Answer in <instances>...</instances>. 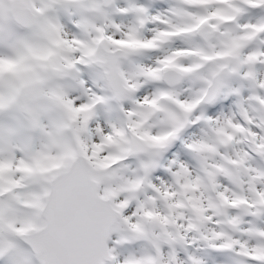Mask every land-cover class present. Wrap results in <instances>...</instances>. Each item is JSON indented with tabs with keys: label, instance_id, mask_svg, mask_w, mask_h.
<instances>
[{
	"label": "clouds",
	"instance_id": "9594fccd",
	"mask_svg": "<svg viewBox=\"0 0 264 264\" xmlns=\"http://www.w3.org/2000/svg\"><path fill=\"white\" fill-rule=\"evenodd\" d=\"M137 2L151 10L143 25L137 13L116 12L128 0H0V12L22 18L17 31L32 44L22 62L0 63V129L11 125L22 133L2 146L3 155L14 151L48 172L62 166L59 157L66 144L87 156L92 171L102 177L101 193H111L108 203L124 204L122 213L144 223L160 241L158 253L142 241L114 244V264L142 259L149 251L158 264H189V254L215 264L210 244L233 245L227 264H249L247 253L264 260V237L248 234L249 224L264 228V217L249 221L240 202L251 200L257 209L264 208L244 179L243 145L218 131L223 116L237 122L243 117L232 100L208 103L200 79L206 66L234 62L245 43L232 21L238 0H212L206 6L187 0ZM211 11L218 15L199 25L193 14ZM113 21L120 28L114 29ZM194 25L216 37L200 55L184 43L190 34L185 30ZM130 28L136 32L129 34ZM176 49L183 55H176ZM0 54L10 53L0 47ZM204 55L213 59L206 61ZM161 57L168 63H158ZM259 75L264 78V68ZM244 103L250 112L264 107L249 104L246 97ZM69 106L82 111L70 112ZM208 115L220 123L204 119ZM55 126H61L59 134ZM225 131L242 135L226 126ZM40 151L46 155L32 162ZM141 163L154 166L145 174ZM256 183L264 191V184ZM230 213L244 217L242 225L230 224ZM117 238L114 234L112 240ZM239 241L247 247L237 249Z\"/></svg>",
	"mask_w": 264,
	"mask_h": 264
},
{
	"label": "snow or ice",
	"instance_id": "6c2138e0",
	"mask_svg": "<svg viewBox=\"0 0 264 264\" xmlns=\"http://www.w3.org/2000/svg\"><path fill=\"white\" fill-rule=\"evenodd\" d=\"M187 2L206 6L212 0ZM232 7L236 13L232 21L238 25L237 35L245 43L234 62L206 66L200 79L204 84L202 91L207 93L208 103L219 106L223 98V104L227 105L232 100L240 110L243 121L237 122L230 115H225L224 126L218 131L226 135L229 141L240 140L246 154L242 161L247 172L244 179L248 182L249 192L258 196L261 204H264V191L256 183L260 181L264 184V107L250 112L244 103L246 97L249 104L256 102L264 106V78L259 75V69L264 68V14L255 15L254 19H243L245 16L264 13V0H238ZM129 11L139 14L137 19L141 25L145 23L143 16L151 14L148 5L137 0H128L127 7L116 9L121 15ZM193 15L199 25H203L218 13L211 11ZM152 16L154 20L160 19L156 14ZM21 19L19 15L5 16L0 12V47L8 49L10 53L0 54V63H20L24 60V51L32 48L31 42L24 40L17 31L16 25ZM112 27L118 29L120 25L113 21ZM96 31L104 30L97 28ZM185 31L190 34L184 37V43L189 51L197 55L206 50L205 45L213 46L216 39L211 32H201L196 25ZM135 32V28L129 29V34ZM113 43L122 44L123 41ZM175 54L183 55V52L176 49ZM216 55L225 54L216 52ZM203 59L211 61L213 57L204 55ZM158 63L166 64L168 59L161 57ZM69 111L80 112L82 109L69 106ZM204 119H215L220 123V118L211 115ZM225 126L242 135L235 137L227 133ZM55 131L59 134L61 126H55ZM21 135V131L11 125L0 129V264H114V244L140 241L149 243L152 250L160 252V241L154 232H148L146 225L139 220L124 215V204L108 203L111 193L108 190L101 193L99 184L102 177L92 171L89 158L77 153L71 144L64 145L59 157L63 164L52 172L34 168L23 155L16 157L14 151L5 157L2 146L15 142ZM26 142L30 144L31 139L28 138ZM43 147L46 148L47 145ZM44 155L46 153L43 151L37 152L31 156V161L36 162ZM152 166L154 165L151 163H141L145 174ZM240 202L247 208L246 216L249 221L253 217H264V208L257 209L251 200ZM145 216H151V213H145ZM243 221L244 217L231 215L229 223L235 227L242 225ZM252 233L264 237V228L249 224L248 234ZM114 234L118 237L115 241L112 240ZM235 247L240 249L247 245L239 241ZM207 250L210 253L227 254L233 251V245L210 244ZM246 259L249 264H264V260L252 253H247ZM188 262L207 264L203 257L195 254L188 255ZM125 264L158 262L149 251L142 259H128Z\"/></svg>",
	"mask_w": 264,
	"mask_h": 264
},
{
	"label": "rangeland",
	"instance_id": "374dc122",
	"mask_svg": "<svg viewBox=\"0 0 264 264\" xmlns=\"http://www.w3.org/2000/svg\"><path fill=\"white\" fill-rule=\"evenodd\" d=\"M212 257H215V264H227V256L226 254H217V253H210ZM232 264H235L233 261Z\"/></svg>",
	"mask_w": 264,
	"mask_h": 264
}]
</instances>
